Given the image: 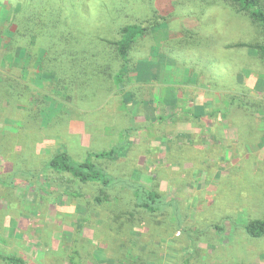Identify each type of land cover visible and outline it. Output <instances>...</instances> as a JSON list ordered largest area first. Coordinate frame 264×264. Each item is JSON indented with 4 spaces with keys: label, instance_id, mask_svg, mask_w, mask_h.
Listing matches in <instances>:
<instances>
[{
    "label": "rangeland",
    "instance_id": "obj_1",
    "mask_svg": "<svg viewBox=\"0 0 264 264\" xmlns=\"http://www.w3.org/2000/svg\"><path fill=\"white\" fill-rule=\"evenodd\" d=\"M68 2L86 38L146 30L124 89L119 65L83 84L37 34L42 2L0 0V264H264L247 230L264 219L259 25L224 0ZM61 151L118 184L51 169ZM128 183L167 201L147 212Z\"/></svg>",
    "mask_w": 264,
    "mask_h": 264
},
{
    "label": "trees",
    "instance_id": "obj_2",
    "mask_svg": "<svg viewBox=\"0 0 264 264\" xmlns=\"http://www.w3.org/2000/svg\"><path fill=\"white\" fill-rule=\"evenodd\" d=\"M40 1L43 6L39 15L41 25L36 32L38 35L47 34L58 38L51 43V50L58 53L59 56V58L54 57V61L59 60L62 63L58 64L57 67H60L61 70L64 68L65 72L70 70V73L73 74L71 76L78 80L82 79V83L85 84L83 77H88L87 73L94 76L108 75L112 74L115 65H119L115 78L120 88L124 89L123 76L125 70L130 69V53L139 37L144 35L146 28L140 23H128L121 27L120 37L116 40H104L97 38V36L86 38L89 34L82 32L83 24L78 20L76 11L66 8L70 4L68 0H59L54 4L53 0ZM224 2L238 11H244L259 25L260 31L264 32V0H224ZM72 6L74 5L72 4ZM73 15H75V18ZM163 23L165 22L161 24ZM157 24L158 22L152 24V28ZM237 45L244 46L246 44L239 43ZM255 47L264 62V42L257 43ZM46 50H44V54H47ZM63 63H67V66H64ZM75 79L73 80L75 81ZM73 83L76 84V82ZM126 95L134 96L131 92H127ZM100 155L105 156L107 153ZM49 167L59 173H70L84 182H100L105 189H110L118 184L117 178L112 176L106 169L99 167L92 161L76 162L66 151L57 153L50 160ZM127 186L135 195L136 205L147 212L156 213L164 201H167L164 194L152 187L141 183H128ZM102 192L105 193V191ZM98 200H102L101 197ZM247 230L255 237L263 236L264 219L252 220L248 224ZM78 254L79 252H76L72 256V264H80L76 260ZM2 257L10 264H26L25 259L18 254L3 255Z\"/></svg>",
    "mask_w": 264,
    "mask_h": 264
}]
</instances>
